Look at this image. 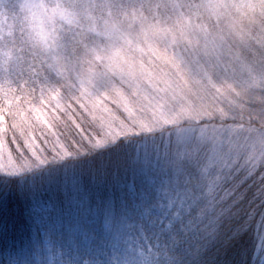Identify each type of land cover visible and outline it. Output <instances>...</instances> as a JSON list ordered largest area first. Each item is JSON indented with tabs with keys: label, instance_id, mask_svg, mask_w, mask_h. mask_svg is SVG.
Instances as JSON below:
<instances>
[{
	"label": "clouds",
	"instance_id": "clouds-1",
	"mask_svg": "<svg viewBox=\"0 0 264 264\" xmlns=\"http://www.w3.org/2000/svg\"><path fill=\"white\" fill-rule=\"evenodd\" d=\"M21 64L63 107L0 126L5 192L47 198L0 264H264V0H0V82Z\"/></svg>",
	"mask_w": 264,
	"mask_h": 264
},
{
	"label": "snow or ice",
	"instance_id": "snow-or-ice-1",
	"mask_svg": "<svg viewBox=\"0 0 264 264\" xmlns=\"http://www.w3.org/2000/svg\"><path fill=\"white\" fill-rule=\"evenodd\" d=\"M188 23L191 24L192 21L189 20ZM56 71L62 76L68 69L60 65L56 67ZM91 71L90 69V73ZM225 87H231V85L217 86L221 93ZM61 107H63L61 92H58L50 82L45 81L40 74V69L35 65L27 67L21 64L19 71L9 83L0 82V126L4 132L12 129L15 135V129L19 125L36 119L46 121L52 109L59 111ZM76 123L80 124L78 132L82 130V135L89 134L88 129L80 123L78 118ZM105 143L106 139L100 137L96 140L95 147L100 148Z\"/></svg>",
	"mask_w": 264,
	"mask_h": 264
},
{
	"label": "trees",
	"instance_id": "trees-1",
	"mask_svg": "<svg viewBox=\"0 0 264 264\" xmlns=\"http://www.w3.org/2000/svg\"><path fill=\"white\" fill-rule=\"evenodd\" d=\"M117 165V155L113 150L101 148L91 156L72 157L55 167L60 175L70 177L74 184H80L86 182L93 174L99 177L102 173H111ZM9 191L18 193L21 189L14 187ZM46 206V197L39 201L28 200L26 197L21 200L15 195L9 198L4 182L0 181V236L16 235L21 230H26L32 214L38 208ZM9 254H12L11 250Z\"/></svg>",
	"mask_w": 264,
	"mask_h": 264
}]
</instances>
